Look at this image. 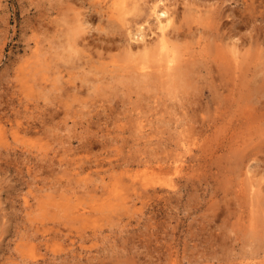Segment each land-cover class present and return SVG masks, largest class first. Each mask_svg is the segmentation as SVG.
Listing matches in <instances>:
<instances>
[{"label":"rangeland","instance_id":"1","mask_svg":"<svg viewBox=\"0 0 264 264\" xmlns=\"http://www.w3.org/2000/svg\"><path fill=\"white\" fill-rule=\"evenodd\" d=\"M168 1L179 19L185 13L186 23L206 35L188 37L190 51L199 50L218 27L233 34H222V41L207 47L210 65L232 63L235 56L254 58L244 64L263 62L264 48L250 50L253 37L264 33L263 0ZM251 1L259 9L249 7ZM93 2L0 0V264L264 262V113L252 107L259 100L243 91L251 101L247 108L254 110L249 121L243 111L248 101L240 102V113L236 91H224L223 101L204 86L197 101L186 88L169 93L152 84L149 90L127 71L139 60L127 55L139 42L127 38L130 26L131 34L136 32L138 18L130 21L131 13L119 11L117 21L123 22L113 30L106 16L98 19ZM218 8L224 9L221 20L228 28L210 17ZM79 10L84 13L78 17ZM239 14L251 19L236 28L231 19ZM82 16L92 22L83 39L76 34V17ZM154 22L145 30L147 38L155 36ZM72 31L77 44L65 37ZM224 38L243 43L240 55H233ZM84 45L80 60L73 54L77 64L70 50ZM114 54L122 60H113Z\"/></svg>","mask_w":264,"mask_h":264},{"label":"bare ground","instance_id":"2","mask_svg":"<svg viewBox=\"0 0 264 264\" xmlns=\"http://www.w3.org/2000/svg\"><path fill=\"white\" fill-rule=\"evenodd\" d=\"M84 1V0H83ZM87 1V0H86ZM94 2H93V5L91 4V6H92V8L97 12L96 14H99L100 15V18H98L99 20H101L102 22H103V20L101 19V16H106L105 18L107 19V23H108V25L109 24H111V25H109L108 26V28L111 26V28L113 29V30H117L118 31V29H119V27H120V23L122 24V22H120V21H117V13L120 11V12H124V13H131V15H133L132 16V18H130V21H132V19L134 20V19H136V18H138L137 19V22H138V26L136 27V32H135V30H134V32L135 33H133V34H131L132 32H133V25L132 26H130V27H132V31L129 29V31H128V34H130V36L129 37H127V38H133V37H135V38H133V39H136V40H139V42L136 44V50L135 51H133V47H131V48H129L128 47V54L127 55H129L130 53L131 54H134V56H135V59H139L138 60V62H135V64H133V66H132V68H129V70H127L128 71V73L130 74V76H135L134 78L135 79H137V80H139V81H141L142 83H147L149 86H147L148 87V89L150 90V88L151 87H154V86H152V84L154 85V84H158V85H160L162 88H164V89H166L169 93L170 92H172V90H176V88H179L180 87V90L182 89L183 90V88L185 89L186 88V91L185 92H188V94H190V95H195V97L198 95V93L203 89V87L204 86H207L208 88H209V90H208V92L210 91V92H215V94L214 93H212L213 94V96H215L216 94L218 95V96H216V97H220L223 101H224V97L222 98V95H223V93H224V91H226V92H229V93H233L234 91H236L238 94H236L235 95V100H237V102L239 101V107H237V110H238V108H239V111H240V109L241 108H243L244 106L242 105V107H241V105H240V102H242V101H244V102H246L247 103V101H248V105L246 104V107H245V110H243L244 111V114L246 115V119L248 120L249 119V121H250V118H252L251 117V114H252V112L256 109L257 111L259 110V112H262V114L264 113V101L263 100H261V98L260 97H262V99H264L263 97H264V60H263V55H262V60H263V62H259V63H253L252 62V60L249 62V63H245L244 64V61L247 59L246 58V56H244V54H242L244 57H241V58H244V59H238L235 55L236 54H238L239 52H241V50L243 49V47H240L241 45L243 46V43H237V41H235V40H232V39H229L230 41L228 42L230 45H229V47L228 48H230L231 50H232V52H233V55L235 56L234 58H233V62L232 63H230L229 61L228 62H226V63H222L221 62V60H220V63H219V61L217 60V62H218V64L216 63V64H214V65H210V63H211V61H208V58L210 57V56H212V55H210L209 56V53H206V49H207V47H208V49L210 48V47H213L215 44H216V42L218 41V39H221V36H222V34L225 36L226 34H224L225 33V29H224V32L222 33H220V30H219V27L217 28L218 30H217V32H211L210 30H209V32H211L210 33V35H209V37H208V42L207 43H205L206 42V39H205V41L204 42H201V43H205V45L203 46V44H201L200 43V48L199 47H197L196 49H198L199 48V50H191L190 51V49L192 48L191 46H190V43L188 44V42H187V38L189 37H197L198 35H199V37L200 38H202V36L203 37H205L206 38V35L204 36V32L202 33V32H200V30L199 29H193V28H191L190 26H189V22L188 23H186V21H185V13L184 14H181V13H179L180 15H182V17H181V19H179V17L180 16H178L176 13H175V8L174 7H172V6H170L171 4V2H169V3H166L165 2V0H93ZM193 1V0H192ZM264 1V0H263ZM252 2L253 1H251V3H250V5L251 6H249V7H251L252 8ZM84 3V2H83ZM105 5H104V4ZM149 3V4H148ZM88 4V3H87ZM193 4V3H192ZM89 5V4H88ZM255 5H257V4H255ZM263 5V4H262ZM261 5V6H262ZM189 6V5H188ZM212 7H214V6H212ZM82 8V7H81ZM91 8V9H92ZM190 8V7H189ZM256 8H258L259 9V7H256ZM256 8H252V9H256ZM91 9H90V11H91ZM185 9V8H184ZM211 9V8H210ZM209 9V10H210ZM181 10V9H180ZM186 10V9H185ZM185 10H183V11H185ZM190 10H192L193 11V9H191L190 8ZM224 9L223 8H218V10H216V11H212L211 12V16L210 17H212L214 20H215V22L217 23V25L220 23V21H222L221 20V18H223L224 16H226V14L224 13V11H223ZM80 11V10H79ZM82 11H84V10H82ZM82 11H80L79 13H78V17H79V15L81 16V14H83V13H81ZM90 11H88V12H90ZM187 11V10H186ZM207 12H208V9L206 10ZM206 11H204L203 13H205ZM255 11H257V10H253V12H255ZM86 12V11H85ZM179 12V11H178ZM191 12V11H190ZM194 12V11H193ZM196 12H198V11H196ZM253 12H251V14L253 13ZM259 12V11H258ZM81 13V14H80ZM91 13H94V11L92 10L91 11ZM195 13V12H194ZM209 13V12H208ZM207 13V15H209ZM259 13H262V11H260ZM86 14H88V13H86ZM105 14V15H104ZM189 14V13H188ZM191 14V13H190ZM251 14H246V15H243V14H239V16L238 17H236V18H233V19H231L232 20V25L233 24H235V22H236V24H235V26H236V28H237V26L238 25H240L242 22H246L247 23V21L248 20H250L251 19ZM85 15V14H84ZM99 15L97 16V17H99ZM149 15H153V17L151 18V17H149ZM196 15V14H195ZM198 15H200V17L198 16ZM197 15V17L198 18H200L201 19V15H202V13L200 14H198ZM253 15H255V13L253 14ZM88 16V15H87ZM87 16H85L84 18H83V16L78 20V18L76 17V24L78 23L79 25H80V28L77 30V25H75V26H73V27H76V28H74V30H77V33H76V31H72V35H70L71 34V32L69 31V29L71 30V28H69L68 30H67V32H70V34H67V35H70V36H65L66 37V39L67 40H69L68 38H70V37H73V39H74V37H75V35H74V32L77 34V35H79L80 36V34H81V37H82V39H83V36H82V33H84V32H87V30L91 27L90 26V24H92V22H90L89 20H91V18L89 19L88 17L90 16V14H89V16L87 17ZM93 16V15H92ZM92 16H90V17H92ZM138 16V17H137ZM94 17V16H93ZM92 17V18H93ZM187 17V16H186ZM203 17V16H202ZM209 17V16H208ZM253 17V16H252ZM141 18V19H140ZM206 18H207V16H206ZM264 18V17H263ZM98 19H97V21H98ZM143 19H144V21H143ZM188 19V18H187ZM209 19V18H208ZM125 20V19H124ZM141 21L140 23H139V21ZM152 20H155V29L156 30H154V33H155V36L154 37H152V38H147L146 37V35H147V32L145 31L147 28H151L153 25L151 24V21ZM213 20V21H214ZM93 21V20H92ZM100 21V22H101ZM206 21V20H205ZM209 21V20H208ZM105 22H106V20H105ZM129 22V21H128ZM127 22V23H128ZM211 23H212V21H210ZM209 22V23H210ZM249 22V21H248ZM97 23H99V21L97 22ZM96 23V25L95 26H97L98 24ZM106 23V24H107ZM134 23V22H133ZM199 23V22H198ZM209 23H207L208 25H209ZM125 24H126V22H125ZM132 24V23H131ZM221 24V23H220ZM219 24V25H220ZM225 24H227V22L225 23V21L223 20L222 21V27L224 28V27H226V26H224ZM85 25V26H84ZM124 25V24H123ZM135 25V24H134ZM188 25V26H187ZM206 25V24H205ZM207 25V26H208ZM104 26H105V24H104ZM107 26V25H106ZM136 26V25H135ZM211 26V25H210ZM228 26V25H227ZM69 27V26H68ZM98 28H100V26L98 25L97 26ZM205 27V26H204ZM203 27V28H204ZM217 27V26H216ZM221 27V28H222ZM230 27L231 26H229V29H230ZM94 28V27H93ZM108 28H106V30H108ZM123 27H122V25H121V28L120 29H122ZM126 28V27H125ZM226 28H228V27H226ZM95 29V28H94ZM101 29V28H100ZM100 29H98L97 30V32L98 31H100ZM103 29V28H102ZM112 29H111V31H112ZM208 29H209V26H208ZM235 29V27L233 26L229 31H231V32H234L235 33V35H236V33H237V31H233ZM90 30V29H89ZM126 29H124V31H125ZM214 30V29H213ZM223 30V29H222ZM64 31H65V29H64ZM108 31H110V30H108ZM117 31H114V32H117ZM202 31H204V30H202ZM208 31V30H207ZM226 31H227V29H226ZM101 32V31H100ZM103 33V32H102ZM107 33V32H106ZM111 33V32H110ZM202 33V34H201ZM206 33H208V32H206ZM64 33L62 32V34L61 35H63ZM98 34H99V32H98ZM153 34V33H152ZM229 34V36H225L226 38H231L232 36L231 35H233L232 33H231V35H230V33H228ZM65 35V34H64ZM76 35V38L73 40V39H71L72 40V42L74 43V42H76V44L78 43L77 41L79 40L78 38V36ZM124 35H126V33H124ZM216 35H217V37H216ZM235 35H234V37H235ZM108 36H109V34H108ZM231 36V37H230ZM257 36V35H256ZM68 37V38H67ZM97 37H98V35H97ZM97 37H95V39L97 38ZM223 37V36H222ZM253 37V36H252ZM251 37V39H255V44L253 43V41H252V43H251V39L249 40L248 39V41L246 40V42H250L252 45H251V47H250V44L249 45H247L248 47H250V50H251V48H252V50H254L255 51V49L259 46V48H260V50L259 51H261V49L263 50V46H264V43H263V45H262V47H260L261 45H260V43L261 42H264V33H262L261 34V36H260V34H259V36H258V38L257 37H253L252 38ZM100 38H102V35H101V37ZM106 38V37H105ZM110 38V37H109ZM119 38V37H118ZM237 38H239V37H237ZM260 38H261V40H260ZM78 39V40H77ZM99 39V38H98ZM111 39H112V36H111ZM114 39H115V37H114ZM114 39H112V41H114L115 42V40ZM192 39V38H191ZM196 39H199V38H196ZM225 39V38H224ZM223 39V40H224ZM253 39V40H254ZM204 40V39H203ZM237 40V39H236ZM243 40H245V39H243ZM100 41H102L101 39H100ZM99 41V42H100ZM126 41V40H125ZM132 41V40H131ZM135 41V40H134ZM221 41H222V39H221ZM71 42V41H70ZM127 42V41H126ZM130 42V41H129ZM199 42V41H198ZM224 42H226V39H225V41ZM226 42V43H227ZM239 42V41H238ZM245 42V41H244ZM68 41L66 42V45L68 46V47H70L69 45H68ZM84 43V42H83ZM108 43H109V41H108ZM111 43V42H110ZM109 43V44H110ZM119 43H121V42H118V44ZM225 43V44H226ZM227 43V44H228ZM70 45H71V43H69ZM99 44V43H98ZM102 44V43H101ZM128 44H131V43H127L126 45H128ZM134 44H135V42H134ZM219 44V43H218ZM221 45H223L222 43H220ZM224 44V45H225ZM258 44V45H257ZM262 44V43H261ZM96 45H97V42H96ZM104 45H107L108 46V44L106 43H104ZM111 45H112V43H111ZM189 45V46H188ZM197 45H198V43H197ZM220 45V46H221ZM223 45V46H224ZM253 45H254V47H255V49H253L254 47H253ZM82 46H83V44H82ZM85 47H84V49L83 48H79V47H74L72 50H70L71 48H72V46L70 47V51H73V53H72V57L74 56L73 54H75V51H76V58H77V53H79V54H81V52L83 51H85L86 50V48H88V46H86V45H84ZM100 47H102L101 45H99ZM112 46H114V45H112ZM120 46H122V44L120 45ZM106 47V46H105ZM189 47H191L190 49H189ZM222 47V46H221ZM227 47V46H226ZM245 47V46H244ZM109 48V46L107 47V49ZM111 48V47H110ZM228 48H227V50H228ZM258 48V49H259ZM220 49V48H219ZM218 49V50H219ZM222 49H223V47H222ZM68 50V51H69ZM88 50V49H87ZM226 50V51H227ZM247 50V48L245 49L244 48V51H246ZM248 50H249V48H248ZM69 51V52H70ZM123 51V50H122ZM121 51V52H122ZM198 51V52H197ZM208 51V50H207ZM244 51H243V53H244ZM86 52V51H85ZM88 52L89 51H87V54H88ZM97 52V51H96ZM95 52V53H96ZM121 52H119L120 54H121ZM197 52V53H196ZM221 52V51H220ZM228 52H231L230 50L228 51ZM227 52V53H228ZM231 52V53H232ZM71 53V52H70ZM98 53H99V50H98ZM118 53V54H119ZM222 53V52H221ZM258 53V52H257ZM261 53H262V51H261ZM264 53V52H263ZM90 54V53H89ZM88 54V55H89ZM119 54V55H120ZM211 54V53H210ZM259 54V53H258ZM85 55H86V53H85ZM118 55V57H116L115 56V54H114V56H115V58L113 57L112 59L114 60L115 59V61H117L116 60V58L117 59H120V56L121 57H123L122 56V54L119 56ZM214 55H216V54H214ZM220 55V54H219ZM238 55H240V54H238ZM237 55V56H238ZM254 55H256V54H254ZM79 57H78V59L80 60V55H78ZM92 55H90V58L91 59H93V56L91 57ZM132 56V55H131ZM131 56H128V57H131ZM222 56V55H221ZM252 56V55H251ZM259 56H260V54H259ZM75 57H73V59H75V61H76V63L79 61L78 59H76ZM89 57V56H88ZM102 57H103V55H102ZM102 57H100V58H97V59H101ZM231 57H233V56H231ZM81 58H82V55H81ZM86 58V57H85ZM126 58V57H125ZM124 57H123V59L124 60H126V61H128L127 59H125ZM132 58V57H131ZM216 58H217V56H216ZM249 58H251V59H254V58H252V57H249ZM248 58V59H249ZM256 58V57H255ZM87 59V58H86ZM134 59V60H135ZM209 59H211V57L209 58ZM231 59V58H230ZM247 59V60H248ZM260 59V58H259ZM78 60V61H77ZM111 60V59H110ZM120 60H122V59H120ZM120 60L118 61V62H120ZM74 61V62H75ZM87 60H84V62H86ZM89 61V60H88ZM96 61V60H95ZM98 61V60H97ZM96 61V63H98L99 64V62L101 61H98L97 62ZM137 61V60H136ZM243 61V62H242ZM92 62H94V61H92ZM103 62V61H102ZM125 62V61H124ZM246 62V61H245ZM251 62H252V65H251ZM75 63V64H76ZM111 63H112V61H111ZM213 63V62H212ZM214 63H215V61H214ZM78 64V63H77ZM76 64V65H77ZM83 64V63H82ZM91 64V62H88V66ZM119 64H121V62L119 63ZM123 64H125V63H123ZM80 65V64H79ZM86 65V64H85ZM94 65L95 66H97V64H95L94 63ZM104 65L106 66V63H105V61H104ZM104 65L102 66V69H103V67H104ZM112 65H113V63H112ZM125 65H127L128 66V64H125ZM125 65H123V68H125L126 66ZM81 66V65H80ZM93 66V65H92ZM92 66H90V67H92ZM99 66H101L100 64H99ZM99 66H97L98 68H99ZM115 66V65H114ZM125 66V67H124ZM130 66V65H129ZM128 66V67H129ZM82 67V66H81ZM84 67V66H83ZM107 67L108 66H106V69H107ZM119 67H121V66H119ZM94 68V67H93ZM113 68V67H112ZM112 68L110 69V70H112ZM122 68V67H121ZM232 68V69H231ZM100 69V68H99ZM105 69V70H106ZM114 69V68H113ZM131 69V70H130ZM94 70H95V68H94ZM93 70V71H94ZM125 70H126V68H125ZM216 70V71H215ZM230 70H232L231 72H229ZM97 71H98V69H97ZM100 71V70H99ZM99 71L98 72H96V71H94V73L95 74H98L99 73ZM213 71H215V75H216V73H217V78L215 77V75H213ZM114 72H115V70H114ZM122 72V71H121ZM86 73H88V72H86ZM123 74V73H122ZM212 74V75H211ZM71 76V75H70ZM69 76V77H70ZM124 76H126V75H124ZM124 76H123V78H121V79H124ZM126 78V77H125ZM126 79H128V78H126ZM132 79V78H131ZM131 79H130V81H131ZM70 81H72L71 79H70ZM124 81V80H123ZM139 81H138V83H139ZM74 82V81H73ZM88 82V81H87ZM132 82V81H131ZM89 83H90V81H89ZM89 83H85V84H89ZM133 83V82H132ZM137 83V84H138ZM84 85V84H83ZM97 84H95V87H96V89L94 88V85H90V87H92L95 91L97 90V86H96ZM138 86V85H137ZM140 86V85H139ZM88 87V86H87ZM182 87V88H181ZM89 88V87H88ZM91 88V89H92ZM99 88V87H98ZM144 88V87H143ZM91 89H90V91H91ZM99 89H101V87L99 88ZM158 90L157 91H159L160 90V88H157ZM93 90V91H94ZM102 90V89H101ZM165 90V91H166ZM179 90V92H181ZM166 91V92H167ZM243 91H247V93H249L250 94V97H251V94H253L252 96H254V98H255V101L257 102L258 100H259V102H260V106L259 105H256V103L254 102V103H252V107L254 108V110L252 111V112H250V110H249V108H247L248 106H249V99L247 100V93H244ZM162 92V91H161ZM176 92H178V90H176ZM181 93H183V92H181ZM160 94V93H159ZM163 94H165V93H163ZM176 94V97H177V93H175ZM174 94V95H175ZM184 94V93H183ZM166 95V97H167V94H165ZM186 95V94H185ZM220 95V96H219ZM255 95H257V97L255 96ZM173 96V95H172ZM246 96V97H245ZM169 97V96H168ZM182 98H184L183 96H181ZM181 97H178V98H181ZM181 98V99H182ZM185 98H186V96H185ZM199 97H196V99H197V101L198 100H200V99H198ZM226 98V100H228L227 99V97H225ZM229 98V97H228ZM187 99V98H186ZM189 99V98H188ZM193 99V98H192ZM234 99V98H233ZM183 100V99H182ZM231 100V99H230ZM230 100H228V101H230ZM234 100V101H235ZM247 100V101H246ZM261 100V101H260ZM185 101V100H184ZM191 101V100H190ZM195 101V100H194ZM232 101V100H231ZM233 101V102H234ZM188 102L189 101H187V104H188ZM192 102V101H191ZM244 102H242V104H244L245 105V103ZM251 102V101H250ZM185 104V103H184ZM226 104V103H225ZM229 104V103H228ZM234 104H235V102H234ZM255 104V106H253ZM191 105V104H190ZM229 105H231V104H229ZM229 105H228V108H229ZM233 105V104H232ZM233 106H235V105H233ZM192 107V106H191ZM220 107V106H219ZM192 108H194V107H192ZM226 108H227V105H226ZM247 108V109H246ZM230 109H232L231 107H230ZM235 109H236V107H235ZM252 109V108H251ZM224 110H225V107H224ZM224 110H223V114H224ZM227 110V109H226ZM236 110V111H237ZM255 110V111H256ZM190 111H192V109H190ZM243 111H240V113H242L243 114ZM258 112V113H259ZM226 113H228V111H226L225 112V114ZM254 113V112H253ZM194 114V113H193ZM227 115V114H226ZM233 115H234V113H233ZM253 115V114H252ZM225 116V115H224ZM231 116H232V113H231ZM237 116H240V115H237ZM243 117V118H244ZM215 118V117H214ZM213 118V119H214ZM217 118V117H216ZM226 118V117H225ZM240 118V117H239ZM242 118V117H241ZM240 118V119H241ZM218 119V118H217ZM237 119V118H236ZM253 119V118H252ZM256 118L254 117V120H255ZM263 119H264V117H263ZM212 120V119H211ZM257 120H259V119H257ZM243 121L244 120H242V122H241V125H242V123H243ZM261 122H262V120H260ZM259 121V122H260ZM209 122V121H208ZM214 122H215V120H214ZM237 122H240L239 121V119L237 120ZM245 122V121H244ZM207 123V122H206ZM252 123V122H251ZM254 123V122H253ZM239 124V123H238ZM259 125H260V123H258ZM262 124V123H261ZM210 125H211V123H210ZM240 125V124H239ZM248 124L246 123L245 124V126H247ZM250 125V124H249ZM248 125V126H249ZM254 125V124H253ZM256 125V124H255ZM263 125V124H262ZM207 126H208V124H207ZM261 126V125H260ZM253 127H255V126H253ZM192 139H194L195 140V137H193ZM144 174L146 175V174H149V175H147L145 178H150L151 177V173H148L147 171H145L144 172ZM165 178H166V176H165ZM254 188H252V190H253ZM257 189V188H256ZM258 190H259V188H258ZM258 190H256V195H257V193L258 194H262L263 193V195H264V192H260L259 193V191ZM258 191V192H257ZM262 191V190H261ZM259 197H260V195H258ZM257 196V197H258ZM260 199V198H259ZM259 199H256L257 201L259 200ZM261 200H263L262 198H261ZM258 203V202H257ZM258 206V205H257ZM261 210H262V208L263 207H259ZM263 212V211H262ZM261 213V212H260ZM256 214V213H255ZM257 215V214H256ZM253 217V219H255L254 218V216H252ZM257 218H258V216H257ZM260 218V217H259ZM261 219V218H260ZM264 221V220H263ZM253 223L255 224V220L253 221ZM257 224V223H256ZM257 226H258V224H257ZM250 227V226H249ZM249 227H248V229H249ZM259 227V226H258ZM258 227H256V228H258ZM261 228H263V226H261L260 225V228H259V230L258 231H260L261 230ZM252 229V228H251ZM250 229V230H251ZM253 229H255V227L253 226ZM263 231H264V228L262 229ZM249 231V230H248ZM250 232H252V231H250ZM255 233H257V232H255ZM263 233V232H262ZM248 234V233H247ZM252 234V233H251ZM255 235L256 234H254V236L253 237H255ZM260 235H261V232H260ZM257 236V235H256ZM252 237V236H251ZM253 237H252V239H253ZM258 237V236H257ZM259 238V237H258ZM258 238L256 239V238H254V240H257V242H258ZM259 241H260V239H259ZM261 241H262V239H261ZM264 257V256H263ZM260 264H264V262H261Z\"/></svg>","mask_w":264,"mask_h":264}]
</instances>
